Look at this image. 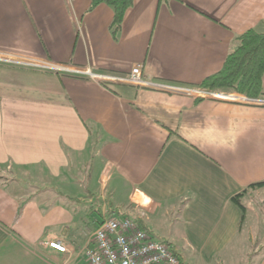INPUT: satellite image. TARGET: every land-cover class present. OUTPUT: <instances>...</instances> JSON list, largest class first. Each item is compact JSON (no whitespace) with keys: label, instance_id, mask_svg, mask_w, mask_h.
<instances>
[{"label":"crops","instance_id":"crops-1","mask_svg":"<svg viewBox=\"0 0 264 264\" xmlns=\"http://www.w3.org/2000/svg\"><path fill=\"white\" fill-rule=\"evenodd\" d=\"M89 8L0 0V264H83L84 232L108 211L183 264H264V187L251 188L264 182V96L173 91L199 89L238 36L263 30L264 0H134L116 39L112 9ZM137 65L150 86L79 73ZM84 181L94 190L79 191ZM252 203L260 218L244 233Z\"/></svg>","mask_w":264,"mask_h":264},{"label":"built area","instance_id":"built-area-1","mask_svg":"<svg viewBox=\"0 0 264 264\" xmlns=\"http://www.w3.org/2000/svg\"><path fill=\"white\" fill-rule=\"evenodd\" d=\"M21 63L25 66L32 65L25 61ZM79 73L85 74L89 79L102 86L107 83L136 87L150 86L142 79L141 65L133 67L128 76L97 74L90 70L79 71ZM173 91L197 98L215 97L220 100L249 101L240 95L236 96V94L209 93L200 89L174 88ZM250 102L262 103L261 101ZM84 233L87 236L86 246L78 254V257L82 258L83 264H183L169 244L155 239L128 216H107L104 212L96 227L86 228ZM45 245L60 254L68 253V249L58 240L48 241Z\"/></svg>","mask_w":264,"mask_h":264},{"label":"trees","instance_id":"trees-1","mask_svg":"<svg viewBox=\"0 0 264 264\" xmlns=\"http://www.w3.org/2000/svg\"><path fill=\"white\" fill-rule=\"evenodd\" d=\"M90 8L104 4L113 11L109 30L113 39L117 38L122 28L126 11L132 7L134 0H89ZM167 1V0H165ZM264 75V29L248 30L237 37L236 48L226 57L221 69L205 78L197 87L200 90L217 94H238L248 99H260L264 96L262 77ZM199 100V99H198ZM4 178L0 176V181ZM264 187V182L251 186L252 189ZM239 195L231 199L244 214L239 204ZM108 211L107 216L122 215L120 212ZM115 214V215H114ZM243 219V217H242ZM138 223V222H137ZM139 227L144 228L138 223Z\"/></svg>","mask_w":264,"mask_h":264},{"label":"rangeland","instance_id":"rangeland-1","mask_svg":"<svg viewBox=\"0 0 264 264\" xmlns=\"http://www.w3.org/2000/svg\"><path fill=\"white\" fill-rule=\"evenodd\" d=\"M32 65L31 66H35V64H33V63H31ZM18 65V64H17ZM241 97H244V96H242V95H240ZM244 98H246V97H244ZM246 99H248V98H246ZM256 99H252V101H255ZM2 173V174H1ZM6 172H3V171H1L0 172V176H2L3 178L5 177V175H9L8 174V171H7V174H5ZM5 174V175H4ZM8 177H6V178H4V180L5 179H7ZM79 191H87L88 189H90L91 190V188L94 190V185H92V184H90L89 182H86V181H84V182H81V183H79ZM29 191H31V189L29 190ZM92 191V190H91ZM262 196H264V194L262 195ZM261 206V205H260ZM260 210V209H259ZM259 210H258V206L257 205H255L254 203H252V204H249L248 205V212H247V214H246V220H245V222H244V233L246 232V230H247V227H248V225H249V223L251 222V220L253 219V221H256L257 219H259L260 218V215H259ZM254 237H256V236H254ZM253 240H255V239H253ZM255 243V246H258L259 245V243H262V241L260 240L259 242H257V241H255L254 242ZM251 246V245H250ZM253 246V245H252ZM248 247V246H247ZM249 248V247H248ZM81 263H82V261H81ZM80 263V264H81Z\"/></svg>","mask_w":264,"mask_h":264}]
</instances>
